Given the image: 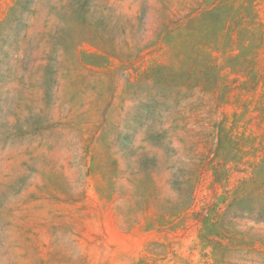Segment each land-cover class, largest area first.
<instances>
[{
	"label": "rangeland",
	"instance_id": "374dc122",
	"mask_svg": "<svg viewBox=\"0 0 264 264\" xmlns=\"http://www.w3.org/2000/svg\"><path fill=\"white\" fill-rule=\"evenodd\" d=\"M0 264H264V0H0Z\"/></svg>",
	"mask_w": 264,
	"mask_h": 264
},
{
	"label": "trees",
	"instance_id": "16d2710c",
	"mask_svg": "<svg viewBox=\"0 0 264 264\" xmlns=\"http://www.w3.org/2000/svg\"><path fill=\"white\" fill-rule=\"evenodd\" d=\"M214 88H215L216 91H219V90L217 89V83L214 85ZM221 92H222V96L224 95L223 98H224V99H227L228 96H229L228 91H227V90L225 91V88H223V89H221Z\"/></svg>",
	"mask_w": 264,
	"mask_h": 264
}]
</instances>
